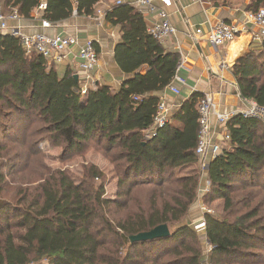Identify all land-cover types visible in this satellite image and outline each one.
<instances>
[{
  "label": "trees",
  "instance_id": "16d2710c",
  "mask_svg": "<svg viewBox=\"0 0 264 264\" xmlns=\"http://www.w3.org/2000/svg\"><path fill=\"white\" fill-rule=\"evenodd\" d=\"M52 24L93 17L100 0H0ZM264 8L251 0L249 10ZM106 22L120 27L116 64L133 76L111 91L96 85L80 93L68 68L59 76L43 56L27 53L20 40L0 34V264H202L203 240L185 223L199 193L197 107L205 95L191 92L168 122L148 137L159 103L177 72L178 53L148 33L143 14L112 5ZM145 68L140 72L141 68ZM241 100L264 107V42L232 67ZM229 143L206 168L205 241L211 264H264V122L234 114L225 124ZM43 142L59 148V160L79 161L81 174L44 163ZM98 153L116 179L106 196L107 172L90 160ZM43 156V155H42ZM81 162V163H80ZM167 224L170 235L130 242L129 236Z\"/></svg>",
  "mask_w": 264,
  "mask_h": 264
},
{
  "label": "crops",
  "instance_id": "0c3cea01",
  "mask_svg": "<svg viewBox=\"0 0 264 264\" xmlns=\"http://www.w3.org/2000/svg\"><path fill=\"white\" fill-rule=\"evenodd\" d=\"M133 1V0H128ZM169 6H164L162 0H152V3L166 12L176 32L162 44L169 52L178 53L182 66L178 73L184 77L186 84L180 86V94H173L167 88L157 95L164 97L171 111L178 108L191 92L209 95L218 108L241 105L232 67L236 60L246 54L250 48L258 44L252 36L257 28L249 24L246 15L249 11L251 0H170ZM127 4V3H126ZM113 5V0H100L96 5L93 17L74 16L64 22L53 24L49 28H42L40 13L34 11L31 19L21 18L19 21H9L11 27H18L20 32L34 34L43 32L48 35L63 33L74 35L78 44L71 49L69 62L76 56L80 46L86 40H92L98 55L97 65L89 72L78 74L79 84L85 80L88 85H106L111 91H116L122 82L131 78L133 74L122 72L114 59V47L120 41V27L114 26L104 19L105 12ZM130 5V4H129ZM132 6V5H131ZM134 7V6H133ZM101 11V14H98ZM146 26L149 20L156 19L155 14L143 15ZM224 21L236 26L241 32L232 42L212 45L204 36L192 37L194 30L201 27L207 32L210 25ZM69 66L68 63L55 66L59 76H63ZM144 67L140 72L144 71ZM222 105V106H221ZM221 127L212 121L213 139L221 138ZM197 169L199 167L198 163ZM201 190L206 186V174H202ZM205 181V182H204ZM203 214L199 212L195 203L187 216V223L197 222ZM186 223V222H185Z\"/></svg>",
  "mask_w": 264,
  "mask_h": 264
},
{
  "label": "built area",
  "instance_id": "2783aa9c",
  "mask_svg": "<svg viewBox=\"0 0 264 264\" xmlns=\"http://www.w3.org/2000/svg\"><path fill=\"white\" fill-rule=\"evenodd\" d=\"M164 6H169L170 0H162ZM130 4L136 8L138 12L143 15L155 14L156 19L149 20L150 24L147 25V31L158 42L163 43L166 39L172 36L176 29L171 24L168 15L162 9H158L152 0H113L114 5ZM46 8L44 2L40 3L37 12H41ZM98 11V14H101ZM22 17L18 12L13 9L8 13H3L0 5V34L10 33L16 36L20 40L21 46L27 53L36 52L43 56L48 67L51 65H61L68 63L74 70L81 72H89L98 63V55L94 47L92 40H86L82 46H80L76 56L69 62V55L71 49L78 44V40L74 35L56 33L54 35H48L43 32L26 34L20 32L18 27H11L9 21H19ZM247 22L253 25L256 31L253 34V38L258 42H264V8H259L255 11H249L246 15ZM53 24L47 20H41L42 28H49ZM240 30L227 22L219 21L216 24L210 25L207 32H204L201 27H197L194 30L193 38L197 41V38L204 36L206 40L212 45H220L224 42H232L240 34ZM182 60H180L177 66V72L174 75L170 84L166 87L173 94H180V86L185 85L186 81L182 77L178 70L182 66ZM83 84H80V93L86 94L89 88H95L92 80L88 83L83 80ZM222 106V105H221ZM199 114V131L197 143L195 146V153L198 156V165L201 169V174L205 173V168L208 162L218 156L223 149V142L229 143V134L225 131L226 122L236 113H241L246 117H255L264 122V107L258 106L253 101L242 100L241 105L235 108L223 107L218 108L213 99L209 95H205L200 101L198 107ZM171 109L166 103L164 97H159V103L156 108V112L153 116L150 127L146 130L148 137L155 135L157 129L163 127L169 120ZM212 121L217 123L221 127V138L213 139ZM208 182L206 181L205 191L207 190ZM204 191V192H205ZM201 211L204 213L213 214V210L202 206ZM196 232L202 233L204 248L207 245L208 249L204 250L207 254L211 250V246L205 241V221L201 217L197 222L192 223ZM203 256L202 264H211L207 255Z\"/></svg>",
  "mask_w": 264,
  "mask_h": 264
},
{
  "label": "rangeland",
  "instance_id": "374dc122",
  "mask_svg": "<svg viewBox=\"0 0 264 264\" xmlns=\"http://www.w3.org/2000/svg\"><path fill=\"white\" fill-rule=\"evenodd\" d=\"M77 73L81 75L83 72L77 71ZM227 145L228 144L226 142H223V146H227ZM41 146H42L41 151H42V155L43 156L41 155L40 157L43 159L44 163L47 164L49 167H51L53 169H56V168L65 169L66 167H68L69 169L73 170V172L76 173L77 175L81 174V167L79 165V161L76 160L74 162L69 163V165L65 166L59 160L60 159L59 158V153H60V149L59 148H52V147H50L48 145L47 142H43L41 144ZM87 158H88L87 160H90L93 163L97 164L100 167V169H102L104 172H107V177H106L107 181H106V184H105L106 196L109 197V198H113L114 195H115V190H116V179L114 177H112L111 174H108V170L110 169V164L101 155H99L98 153H90V154H88ZM191 170H197V165L196 164H191V165L179 168L177 170V173L179 175H185V174H188L189 171H191ZM201 178H202V176H201ZM202 186H203V181L199 185L198 199L196 201V203L198 204L199 212L201 214H203V213H202L200 208L202 206H206L202 202V196L204 194V189L201 190ZM216 204L217 203H213L211 206H209V205L206 206L207 208L213 210V214L214 215H216L218 212H220V206L221 205L219 204V206H217ZM185 222L187 223V218L185 219ZM189 225L192 226V222H189ZM197 233H198L199 238L201 240H203V236L201 235L202 233H199V232H197ZM204 245L205 244L202 243L203 250H205V249L207 250L208 246L206 245L205 248H204Z\"/></svg>",
  "mask_w": 264,
  "mask_h": 264
},
{
  "label": "water",
  "instance_id": "95a60500",
  "mask_svg": "<svg viewBox=\"0 0 264 264\" xmlns=\"http://www.w3.org/2000/svg\"><path fill=\"white\" fill-rule=\"evenodd\" d=\"M73 77L75 80H78V74H74ZM169 235H170V229L168 225L160 224L148 231L140 232L138 234L129 236V240L130 242L140 241V240H152L155 238L166 237Z\"/></svg>",
  "mask_w": 264,
  "mask_h": 264
}]
</instances>
